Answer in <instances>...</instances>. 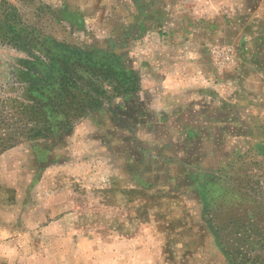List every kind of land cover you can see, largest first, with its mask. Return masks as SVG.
Instances as JSON below:
<instances>
[{"label":"rangeland","instance_id":"1","mask_svg":"<svg viewBox=\"0 0 264 264\" xmlns=\"http://www.w3.org/2000/svg\"><path fill=\"white\" fill-rule=\"evenodd\" d=\"M63 47L127 72L30 136ZM0 264H264V0H0Z\"/></svg>","mask_w":264,"mask_h":264},{"label":"trees","instance_id":"2","mask_svg":"<svg viewBox=\"0 0 264 264\" xmlns=\"http://www.w3.org/2000/svg\"><path fill=\"white\" fill-rule=\"evenodd\" d=\"M63 51H69L70 54L61 60V64L57 60L50 62L43 59L24 60L30 65L43 68L50 65L55 70L47 76L36 72L31 74L25 72L35 80V83L31 82L27 88V101L15 105V109L18 116H21L19 119L25 124L24 130L26 129L30 136H41L59 129H66L73 124L76 116L82 115V112L102 106L103 101L96 94L105 91L99 87L87 89L85 83L95 84V75L103 80L108 78L113 70L124 75L128 69L126 59L119 51L104 56L103 61L82 49L63 47ZM74 56H76L75 59ZM40 83L49 89L51 86L61 88L60 91L51 95L43 89L35 88V85ZM121 92L118 90L117 94ZM9 115L11 116L12 113ZM15 121L17 120L11 122L6 118L5 124L13 130Z\"/></svg>","mask_w":264,"mask_h":264}]
</instances>
